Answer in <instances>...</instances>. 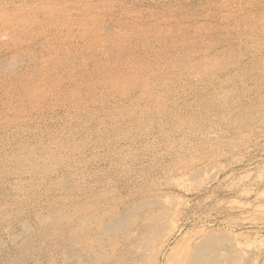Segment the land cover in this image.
Listing matches in <instances>:
<instances>
[{
    "label": "bare ground",
    "instance_id": "bare-ground-1",
    "mask_svg": "<svg viewBox=\"0 0 264 264\" xmlns=\"http://www.w3.org/2000/svg\"><path fill=\"white\" fill-rule=\"evenodd\" d=\"M263 125L264 0H0V264H264L263 235L184 232L172 188ZM109 133L202 152L130 186L84 157Z\"/></svg>",
    "mask_w": 264,
    "mask_h": 264
},
{
    "label": "rangeland",
    "instance_id": "rangeland-1",
    "mask_svg": "<svg viewBox=\"0 0 264 264\" xmlns=\"http://www.w3.org/2000/svg\"><path fill=\"white\" fill-rule=\"evenodd\" d=\"M226 132L228 136L232 139L234 138L232 128L227 129ZM242 132L243 135L248 136L241 139H237L236 137V141L234 142L236 146L233 148L234 150H228L222 147L220 151L218 149L216 151V153L220 152L219 154L217 153L218 155L216 154L218 159L214 157L206 162H199L206 168L204 169V178L208 176L209 179H207L210 180L213 176V181L207 183L205 187V181H203L204 183H201L199 186L200 188L194 192H185L181 191V188L172 187L175 189L174 191L182 194L185 198L187 197L188 205L184 208V216L182 217V221L185 223L184 232L189 231L193 233L220 229L231 231L234 234L259 237L263 235L262 238H264V125L262 127L255 126L250 128V130H242ZM108 135L110 136L105 137L102 142L98 143L100 144L99 146L95 143L94 135L90 143L87 139L81 138L85 140L83 143V152H85L84 157L87 158L89 167L94 166V169H98L99 166H102L107 170H105L107 175L110 174L113 176V173H115L114 177L117 176L119 180L124 170L130 172L127 174L133 175V178L127 181L131 182L128 183L130 186L138 185L133 184V182L141 179L142 176L145 178L150 176L151 179L155 177V181H153L150 186L156 184V182L162 184V181L164 184L165 182L162 178L165 176H168V178H178L179 174L174 166L177 163L176 161L183 162L185 166L181 164V166H183L181 168H185L187 165L191 167L190 161L194 159L196 163V160L199 159V154L202 152V150H199L201 152H191V155L182 158V156H179L176 152L178 150L173 147V143H167L168 139L172 141L177 139L173 133H168L167 138L166 136H160V134L155 133L156 136L153 135L152 137L142 139L137 138L134 139L135 142L130 141L132 139L128 138L126 139L128 142H122L124 143L123 146L119 144H108L109 139L114 137L115 134L112 135L109 133ZM104 141L107 143L104 144ZM171 144L172 146H170ZM93 154L97 156L100 155L98 158L99 160H93L95 157ZM107 156H109V159H113L112 161L114 163L112 166ZM115 161L118 162L116 166H114ZM114 167H116L118 173L113 169ZM108 170L110 171L109 174ZM209 170L210 172H207ZM134 173L136 174L134 175ZM118 174L120 176H118ZM177 174L178 177L176 176ZM134 177L137 178L135 179ZM181 180L178 185H181ZM187 182L194 186L192 180ZM180 235L181 234H178V236Z\"/></svg>",
    "mask_w": 264,
    "mask_h": 264
}]
</instances>
